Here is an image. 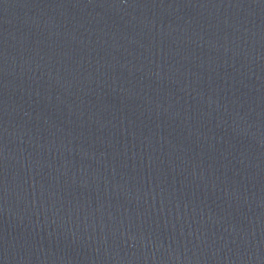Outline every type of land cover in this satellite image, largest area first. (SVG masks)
Here are the masks:
<instances>
[{
	"label": "water",
	"instance_id": "obj_1",
	"mask_svg": "<svg viewBox=\"0 0 264 264\" xmlns=\"http://www.w3.org/2000/svg\"><path fill=\"white\" fill-rule=\"evenodd\" d=\"M0 264H264V0H0Z\"/></svg>",
	"mask_w": 264,
	"mask_h": 264
}]
</instances>
